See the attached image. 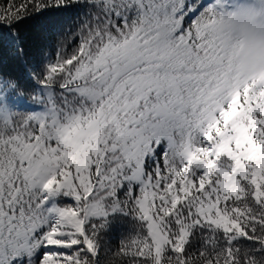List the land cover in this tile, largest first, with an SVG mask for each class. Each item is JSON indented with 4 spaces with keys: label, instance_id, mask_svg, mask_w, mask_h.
<instances>
[{
    "label": "snow or ice",
    "instance_id": "obj_1",
    "mask_svg": "<svg viewBox=\"0 0 264 264\" xmlns=\"http://www.w3.org/2000/svg\"><path fill=\"white\" fill-rule=\"evenodd\" d=\"M0 48V264H264V0H0Z\"/></svg>",
    "mask_w": 264,
    "mask_h": 264
},
{
    "label": "trees",
    "instance_id": "obj_2",
    "mask_svg": "<svg viewBox=\"0 0 264 264\" xmlns=\"http://www.w3.org/2000/svg\"><path fill=\"white\" fill-rule=\"evenodd\" d=\"M75 22L76 10L72 9L62 13L49 14L44 17L26 19L19 25V32L21 37L30 46L31 51L34 52L44 40L51 39L53 33L72 28ZM0 70L20 72L19 65L11 59L10 55L3 48H0ZM127 230L128 226L126 224L117 223L109 231L106 239L114 247L121 235L127 232Z\"/></svg>",
    "mask_w": 264,
    "mask_h": 264
}]
</instances>
